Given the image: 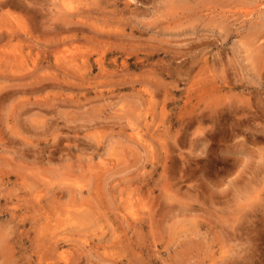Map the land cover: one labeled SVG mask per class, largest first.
Wrapping results in <instances>:
<instances>
[{"label":"rangeland","instance_id":"rangeland-1","mask_svg":"<svg viewBox=\"0 0 264 264\" xmlns=\"http://www.w3.org/2000/svg\"><path fill=\"white\" fill-rule=\"evenodd\" d=\"M261 44L264 0H0V264H264V123L207 118Z\"/></svg>","mask_w":264,"mask_h":264},{"label":"bare ground","instance_id":"bare-ground-1","mask_svg":"<svg viewBox=\"0 0 264 264\" xmlns=\"http://www.w3.org/2000/svg\"><path fill=\"white\" fill-rule=\"evenodd\" d=\"M62 9V8H61ZM56 14H58V16L59 17H61V19H62V22H63V27L59 24V29L57 28V27H55V26H52L51 27V29H52V33L53 34H55V39H59V41L60 42H62V44L63 43H66V37H63V36H60L61 34H62V32L63 31H74V30H77L78 28H76V27H69V25H77L78 23V21H75V18H74V15H71V18H68V19H66V17H67V13H64L63 11H60V12H58V13H56ZM82 23V22H81ZM61 26V27H60ZM80 30V29H79ZM8 32V37L9 38H11V40L13 39V37L15 36L14 35V33H13V31H11V30H7ZM60 31V32H59ZM54 42H56V40H54ZM261 46L264 48V44H261ZM261 47V48H262ZM261 48H260V50H261ZM56 52H57V48H56V50H54V55L56 54ZM61 54V56L63 57V58H65V54H64V52L63 51H58V55H60ZM83 55H84V53H82V54H74V55H72L71 57H68V56H66V61H70V62H72L73 60H75V59H77L78 57H80L81 58V60L83 61V62H85L86 60L84 59V57H83ZM62 58V59H63ZM57 59H60L59 58V56L57 57ZM103 59V57H101V58H99L98 59V62L99 63H101L102 60ZM66 66H69V64H65ZM65 67V66H64ZM263 69H264V64L262 65V67L260 68V70H259V72L260 73H264V71H263ZM227 88V87H226ZM229 88H231V86L229 87ZM233 89V88H232ZM236 99H238L237 97H236ZM240 99V98H239ZM239 103H241V104H244V105H240ZM264 105V104H263ZM239 107H243V109H245V108H247V107H251V108H253L254 106H253V104L252 103H250L249 101H247V102H243V101H240V100H234V101H232L231 100V102L229 103V105L227 104L225 107H224V109H222V111H218L217 109H215L214 108V110H211L210 111V113L211 114H209V115H207V118H211V120L212 121H220V119H221V117H223L224 116V114H225V112H230L231 114H233V118H231V124H232V126H254V125H257V124H262V123H264V114H262V115H257V114H254V113H252L250 116H247V117H243V115H241L240 116V114H239V112H238V110H239ZM237 110V111H236ZM220 112V113H219ZM199 114H203V111L202 110H200L199 111ZM212 114H215V115H212ZM223 115V116H222ZM202 116V115H201ZM201 116L200 115H198L197 117H196V120H197V122H200V121H202V118H201ZM229 118V119H230ZM204 138V137H203ZM206 138V137H205ZM221 140V139H220ZM205 142V141H204ZM190 145L191 146H193V145H197V146H199V144L201 143H203V139H200V138H198V139H190ZM206 143V142H205ZM198 148V147H197ZM196 148V149H197ZM193 149H194V147H193ZM191 152L192 153H195L196 151H193V150H191ZM207 155V154H206ZM224 159V158H223ZM237 161V164L236 165H240L241 163H242V161L243 160H241V159H236ZM221 161V160H220ZM213 162L214 161H208V166H210L211 167V165H213ZM216 163H218V162H216ZM216 163H215V166H216ZM204 170H206V169H204ZM188 172V174L185 176L186 178V180H191L192 179V176H191V174L189 173V172H192L191 170L190 171H187ZM197 172H198V170L196 169V174H197ZM190 175V176H189ZM195 190H197V189H195ZM82 209V208H81ZM75 215H76V218H75V216H74V219H73V221L71 222V221H68L69 223L71 222L72 224H74L75 226L77 225V226H79V225H83V223H84V219L85 220H90V218H91V215H89V213L88 212H86V211H82L81 212V210L79 211H77V209L75 210ZM65 221V220H64ZM67 221V220H66ZM62 222V221H61ZM59 223V222H58ZM64 223V222H63ZM60 226H61V224H59ZM58 228V227H57ZM60 228V227H59ZM66 229V228H65ZM64 229V230H65ZM67 230H68V228H67ZM62 233L61 234H63V233H66L65 231H63V230H60ZM56 233H59V232H56ZM57 236H59L58 234H56ZM55 235V236H56ZM62 236V235H61ZM1 239V238H0Z\"/></svg>","mask_w":264,"mask_h":264}]
</instances>
